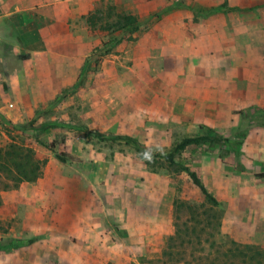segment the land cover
<instances>
[{"label": "rangeland", "instance_id": "obj_1", "mask_svg": "<svg viewBox=\"0 0 264 264\" xmlns=\"http://www.w3.org/2000/svg\"><path fill=\"white\" fill-rule=\"evenodd\" d=\"M156 1L147 0L155 12L148 21L172 14V21L187 26L186 35L202 38L179 43L181 57L172 61L178 76L169 81L132 69L134 61L127 64L128 79L113 76L102 87L109 92L102 98L111 126L86 127L81 110L66 108L40 112L37 125H13L0 112V146L14 139L27 148L34 145L43 167L49 155L56 159L58 154L65 162L85 163L65 152L71 141V150L81 145L79 136L107 152L112 167L101 166L108 173L97 175L96 183L109 194L98 200L110 208L115 233L111 253L51 254L48 239L38 236L41 231L28 229L9 207L11 201L5 204L4 193L21 183L15 186L0 173V264H241L231 249L264 247V179L257 176L264 173V0ZM224 4L241 10L226 12ZM105 7L90 16L93 26L103 29L129 15L117 6ZM209 26L215 28L212 39ZM187 48L194 54L184 53ZM112 49L97 48L96 62ZM212 129L230 141L189 146L176 155V165L153 156L143 159L135 147L112 140L127 135L140 148L165 154L185 137L213 135ZM181 167L198 173L216 204Z\"/></svg>", "mask_w": 264, "mask_h": 264}, {"label": "crops", "instance_id": "obj_2", "mask_svg": "<svg viewBox=\"0 0 264 264\" xmlns=\"http://www.w3.org/2000/svg\"><path fill=\"white\" fill-rule=\"evenodd\" d=\"M109 5L137 16L138 30L128 33L93 26L90 16ZM147 5V0H0V112L4 119L13 125L29 121L37 125L40 112L66 108L81 110L86 127H109L112 123L103 114L107 101L102 98L109 92L102 87L114 77L128 79L129 61L143 75L166 81L176 78L172 61L181 57L179 43L202 37L186 35L187 26L172 21V14L148 21L154 10ZM214 31L211 27L208 38ZM103 46L113 49L96 62V50ZM194 52L187 48L184 53ZM85 139L79 136L81 145L71 150V141L65 151L85 163L74 165L49 155L43 178L4 193L5 204L11 201L9 207L23 224L48 239L51 254L77 252L91 257L109 255L113 248L110 208L98 200L102 195L108 198V190L96 183L97 175L108 173L101 172V166L112 167V162L107 152ZM32 147L40 160L39 150Z\"/></svg>", "mask_w": 264, "mask_h": 264}, {"label": "trees", "instance_id": "obj_3", "mask_svg": "<svg viewBox=\"0 0 264 264\" xmlns=\"http://www.w3.org/2000/svg\"><path fill=\"white\" fill-rule=\"evenodd\" d=\"M222 9L226 12L240 11L239 7H228L226 4L222 6ZM92 23V21H90ZM138 19L133 15L120 16L117 22L107 24L102 27L104 30L118 31L122 30L128 33H134L138 30ZM213 135L185 137L178 142L171 151L165 154H154L150 150L140 148L139 142L134 138L127 135H118L112 138L113 141H121L127 145L133 146L142 154L144 159V153H151L153 157L163 158L168 163L176 165L175 157L179 153L183 152L189 146L199 145L204 142H209L212 145H224L229 142L230 139L226 138L221 133L215 130H210ZM98 139L105 141V136L97 134ZM35 142L44 145L38 137H35ZM57 158L63 162L65 159L62 154H58ZM43 161L39 160L34 148H27L25 144L20 143L17 140H13L7 146H0V173L5 174L7 178H10L15 186L23 182H35L39 179L42 173ZM181 170L185 172L197 186L202 194L212 203H217L214 196L208 191L207 187L199 177L198 173L192 170L190 167H181ZM258 177L264 179V173L257 174ZM236 257L241 259V264H264V247L255 245L238 246L235 249L230 250Z\"/></svg>", "mask_w": 264, "mask_h": 264}, {"label": "clouds", "instance_id": "obj_4", "mask_svg": "<svg viewBox=\"0 0 264 264\" xmlns=\"http://www.w3.org/2000/svg\"><path fill=\"white\" fill-rule=\"evenodd\" d=\"M144 158L150 161L152 159L151 153H144Z\"/></svg>", "mask_w": 264, "mask_h": 264}]
</instances>
